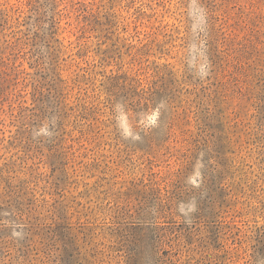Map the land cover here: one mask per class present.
I'll return each mask as SVG.
<instances>
[{
  "label": "rangeland",
  "instance_id": "374dc122",
  "mask_svg": "<svg viewBox=\"0 0 264 264\" xmlns=\"http://www.w3.org/2000/svg\"><path fill=\"white\" fill-rule=\"evenodd\" d=\"M0 264H264V0H0Z\"/></svg>",
  "mask_w": 264,
  "mask_h": 264
},
{
  "label": "clouds",
  "instance_id": "9594fccd",
  "mask_svg": "<svg viewBox=\"0 0 264 264\" xmlns=\"http://www.w3.org/2000/svg\"><path fill=\"white\" fill-rule=\"evenodd\" d=\"M199 74L201 76V78L203 76H206L207 75V65L206 64H201L199 66ZM158 116H159V112L158 110L153 112L152 114H150L147 119H148V122L150 124H155L157 119H158ZM117 123L119 125V127L123 130V134L125 137H133L134 139H138L139 136L136 135V136H133V132H132V129L131 127L129 126L128 124V118H127V115L125 113H122L118 110V114H117ZM42 133L44 134H47V135H50L51 133L46 129V128H43L40 130ZM39 134V133H37ZM196 209H195V204H191L187 211L185 210V206L183 204L180 205L179 207V211L184 214V215H187L188 212H194ZM14 235H19V233H14Z\"/></svg>",
  "mask_w": 264,
  "mask_h": 264
}]
</instances>
